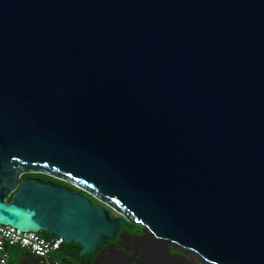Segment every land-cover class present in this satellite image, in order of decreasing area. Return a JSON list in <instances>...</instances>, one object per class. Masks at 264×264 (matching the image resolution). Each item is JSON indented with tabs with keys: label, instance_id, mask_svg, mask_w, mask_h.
Here are the masks:
<instances>
[{
	"label": "water",
	"instance_id": "95a60500",
	"mask_svg": "<svg viewBox=\"0 0 264 264\" xmlns=\"http://www.w3.org/2000/svg\"><path fill=\"white\" fill-rule=\"evenodd\" d=\"M0 223L264 264V0H0Z\"/></svg>",
	"mask_w": 264,
	"mask_h": 264
},
{
	"label": "built area",
	"instance_id": "2783aa9c",
	"mask_svg": "<svg viewBox=\"0 0 264 264\" xmlns=\"http://www.w3.org/2000/svg\"><path fill=\"white\" fill-rule=\"evenodd\" d=\"M63 243L62 238H48L41 232H24L0 223V264L9 262L12 247L30 251L39 259V264H64L56 256Z\"/></svg>",
	"mask_w": 264,
	"mask_h": 264
},
{
	"label": "crops",
	"instance_id": "0c3cea01",
	"mask_svg": "<svg viewBox=\"0 0 264 264\" xmlns=\"http://www.w3.org/2000/svg\"><path fill=\"white\" fill-rule=\"evenodd\" d=\"M126 232V229H123ZM132 233V232H130ZM133 234V233H132ZM135 235V234H134ZM136 237V244L135 245H129L127 247H125L123 249V258L124 260L127 259L128 255H133L135 257H139L141 258L143 254H145V248L143 247L142 244V237H138L137 235H135ZM74 251L75 249H77L78 247L74 245ZM10 260L14 263V264H39V259L33 255L30 251L28 250H22V249H17L16 247H12L10 248ZM62 254H64L63 256H61ZM57 258H59L61 261H66V262H75L77 264H88L94 261L96 255L93 257L92 260H90V257H82L79 254V257H76V253H73L72 251H64L62 248L57 252L56 254ZM96 264H133L132 261L129 262H117L115 259L113 258H107L104 259L103 257L98 258Z\"/></svg>",
	"mask_w": 264,
	"mask_h": 264
},
{
	"label": "flooded vegetation",
	"instance_id": "af4514ba",
	"mask_svg": "<svg viewBox=\"0 0 264 264\" xmlns=\"http://www.w3.org/2000/svg\"><path fill=\"white\" fill-rule=\"evenodd\" d=\"M119 235L120 236L118 238L117 245L112 244V241H106L105 244L99 248L101 249L99 255L100 257H103L104 259L111 257L119 263L132 261L133 264H153V261L152 262L146 261V257H147L146 254H143L141 258L135 257L133 255H128L127 259L124 260L123 249L129 245H135L137 242L135 235L128 232L127 230L125 232L123 228L120 231ZM166 251L167 249H164V252ZM176 251H177L176 248L171 247L170 248L171 254L161 255V253H157L156 255L151 257V260H154L155 264H169L168 258L177 255L178 253H176Z\"/></svg>",
	"mask_w": 264,
	"mask_h": 264
},
{
	"label": "trees",
	"instance_id": "16d2710c",
	"mask_svg": "<svg viewBox=\"0 0 264 264\" xmlns=\"http://www.w3.org/2000/svg\"><path fill=\"white\" fill-rule=\"evenodd\" d=\"M29 177H36V178H39V179H41V180H43V181H52V182H54V183H56V184H59V185H62V186H66V187H69L70 189H72V190H74V191H76V188L75 187H73V186H71V185H69V184H67V183H65V182H63V181H61V180H58V179H56V178H53V177H51V176H49V175H46V174H42V173H29V174H25V175H23V179L24 178H29ZM81 193H83V194H86L85 192H83V191H81ZM125 228V227H124ZM123 228V229H124ZM42 233V235L43 236H45V237H48V238H54V237H56L55 235H51V234H49V233H46V232H41ZM74 245L75 246H77L78 248L77 249H75V251H74ZM15 248V247H14ZM17 249H22V248H20V247H16ZM61 248L64 250V248H67L68 250L67 251H72L73 253H76V257L78 258L79 257V254H80V250H81V245L80 244H78V243H71V244H65V243H63L62 244V246H61ZM22 250H25V249H22ZM96 252H94V253H91V254H89L88 255V257H90L91 259L90 260H92L93 259V257L95 256L94 254H95ZM84 256H86V255H84ZM84 256H82V257H84ZM87 257V256H86ZM64 264H77V263H75V262H66V261H62ZM7 264H14L11 260H9V262L7 263Z\"/></svg>",
	"mask_w": 264,
	"mask_h": 264
},
{
	"label": "rangeland",
	"instance_id": "374dc122",
	"mask_svg": "<svg viewBox=\"0 0 264 264\" xmlns=\"http://www.w3.org/2000/svg\"><path fill=\"white\" fill-rule=\"evenodd\" d=\"M92 201H94V199H92ZM95 202V201H94ZM124 228V227H123ZM125 229L128 231V232H132L133 234L137 235L138 237L142 236V231H141V228L134 224V223H128L127 226L125 227ZM142 239V244H143V247L145 248V254L148 255V258L146 257V261L147 262H152L153 261V264H155V261L154 260H151V257L154 256V254H157L159 253V250H156L155 248H152V247H149L148 243L145 241V239L141 238ZM68 249L67 248H64V251H67ZM176 253H178L179 255H182L183 251L180 249V248H176ZM162 252H164V249H162ZM64 254H62L61 256H63ZM94 255H97V253H95ZM88 257V255H86ZM84 256V257H86ZM185 256L187 258V261H188V264H205L196 254L194 253H185ZM171 258V257H170Z\"/></svg>",
	"mask_w": 264,
	"mask_h": 264
}]
</instances>
